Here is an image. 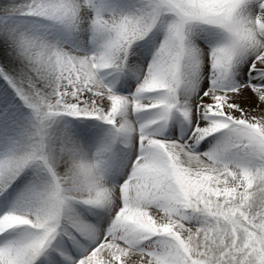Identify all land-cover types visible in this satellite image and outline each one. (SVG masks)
Masks as SVG:
<instances>
[{
  "label": "snow or ice",
  "instance_id": "snow-or-ice-1",
  "mask_svg": "<svg viewBox=\"0 0 264 264\" xmlns=\"http://www.w3.org/2000/svg\"><path fill=\"white\" fill-rule=\"evenodd\" d=\"M0 264H264V0H0Z\"/></svg>",
  "mask_w": 264,
  "mask_h": 264
}]
</instances>
